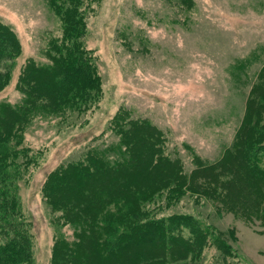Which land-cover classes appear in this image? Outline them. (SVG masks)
<instances>
[{
	"label": "rangeland",
	"instance_id": "obj_1",
	"mask_svg": "<svg viewBox=\"0 0 264 264\" xmlns=\"http://www.w3.org/2000/svg\"><path fill=\"white\" fill-rule=\"evenodd\" d=\"M0 21L20 44L11 79L0 90V103L14 105L22 96L20 70L29 59L49 63L45 52L61 35V22L48 0H0ZM83 42L101 79L99 100L83 113L35 111L21 132L22 146L38 156L18 182L21 210L32 224L33 264H51L54 238L72 236L43 196L47 175L92 147L113 144L117 113L147 119L190 172L193 153L215 162L233 144L250 101L264 107V0H95ZM223 175L229 176L212 180L204 193L186 191L169 203L163 188L144 210L156 217L187 213L210 225L201 252L184 264H264V205L257 214L228 211ZM259 199L264 202V187Z\"/></svg>",
	"mask_w": 264,
	"mask_h": 264
},
{
	"label": "trees",
	"instance_id": "obj_2",
	"mask_svg": "<svg viewBox=\"0 0 264 264\" xmlns=\"http://www.w3.org/2000/svg\"><path fill=\"white\" fill-rule=\"evenodd\" d=\"M93 1L48 0L61 22V35L45 52L49 63L29 59L16 80L20 102L0 103V264L34 262L32 224L21 210L18 182L38 156L22 146L24 123L38 110L83 113L100 98L95 59L83 42ZM19 53L14 31L0 21V90L9 83ZM261 107L249 102L236 139L215 162L204 163L193 153L190 172L184 171L179 156L166 151L165 138L147 119L117 113L111 122L117 137L113 144L92 147L46 177V202L59 213L58 223L72 228L71 238H54L51 264H184L189 255L201 252L211 228L187 213L156 217L145 211L144 204L163 188L169 203L186 191L204 193L212 180L228 173L220 181L225 186L224 207L257 214L264 205L259 199L264 187ZM199 177L212 183L204 185ZM214 238L225 245L217 235Z\"/></svg>",
	"mask_w": 264,
	"mask_h": 264
}]
</instances>
